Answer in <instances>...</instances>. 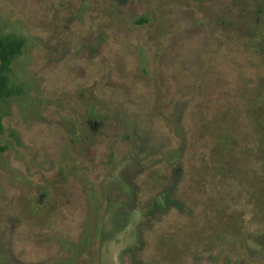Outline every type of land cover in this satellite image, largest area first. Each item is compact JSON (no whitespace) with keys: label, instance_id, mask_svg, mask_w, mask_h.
Here are the masks:
<instances>
[{"label":"rangeland","instance_id":"374dc122","mask_svg":"<svg viewBox=\"0 0 264 264\" xmlns=\"http://www.w3.org/2000/svg\"><path fill=\"white\" fill-rule=\"evenodd\" d=\"M0 35V264H264V0H0Z\"/></svg>","mask_w":264,"mask_h":264},{"label":"trees","instance_id":"16d2710c","mask_svg":"<svg viewBox=\"0 0 264 264\" xmlns=\"http://www.w3.org/2000/svg\"><path fill=\"white\" fill-rule=\"evenodd\" d=\"M25 43L22 39L15 35H0V105L3 101L14 96L15 90L11 84L12 66L14 61L21 55ZM261 50L264 51V46L261 45ZM1 109V108H0ZM2 124V117L0 111V128ZM230 141L231 137L223 136L220 138L221 142ZM4 148L0 146V153L4 152Z\"/></svg>","mask_w":264,"mask_h":264}]
</instances>
